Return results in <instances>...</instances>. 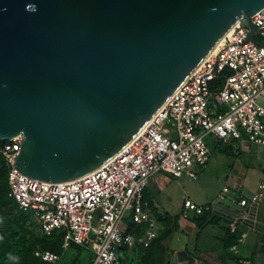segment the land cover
<instances>
[{"label": "water", "instance_id": "95a60500", "mask_svg": "<svg viewBox=\"0 0 264 264\" xmlns=\"http://www.w3.org/2000/svg\"><path fill=\"white\" fill-rule=\"evenodd\" d=\"M264 0H0V141L44 182L97 168ZM264 43V41L262 42Z\"/></svg>", "mask_w": 264, "mask_h": 264}, {"label": "built area", "instance_id": "2783aa9c", "mask_svg": "<svg viewBox=\"0 0 264 264\" xmlns=\"http://www.w3.org/2000/svg\"><path fill=\"white\" fill-rule=\"evenodd\" d=\"M255 30L237 21L218 46L187 76L148 120L144 128L115 155L84 175L64 182L31 178L15 165L22 135L0 141L7 165L8 195L29 211L40 231L61 232L64 245L90 252V264H131L127 254L147 249L158 236V224L143 199L156 173L195 179V168L209 158L207 139L264 146V8L250 17ZM264 183L246 195L239 187H224L216 201L199 205L186 198L181 215L189 218L231 192L245 207L261 201ZM143 224L139 234L126 232L125 219ZM229 229L234 230L233 223ZM239 237L230 247L235 252ZM34 256L56 262L59 255L34 247Z\"/></svg>", "mask_w": 264, "mask_h": 264}, {"label": "crops", "instance_id": "0c3cea01", "mask_svg": "<svg viewBox=\"0 0 264 264\" xmlns=\"http://www.w3.org/2000/svg\"><path fill=\"white\" fill-rule=\"evenodd\" d=\"M232 147L229 155L224 154L228 158L227 168L220 171L214 167L216 181H213V185L207 183L214 186L208 196L200 200L199 194L195 192L189 193L185 199L202 205L216 201L224 187H239L246 195L258 190V185L264 183V146L242 145L233 141ZM207 167L193 179H200L202 186L206 185L202 179L208 172ZM181 178L187 177L177 179ZM169 182L166 174L156 173L148 180L144 190L145 197L158 212L163 209L178 215L176 230L154 242L152 256L153 250L156 251L164 264H264V197L261 201L240 207L237 204L239 195L229 192L214 205L211 215L215 221L198 227L190 217H182V203L178 209H173L164 194ZM230 223L235 227L234 230L229 229L230 234L235 236L233 242L232 237L226 234ZM239 237L243 238V242L233 252L230 247Z\"/></svg>", "mask_w": 264, "mask_h": 264}, {"label": "trees", "instance_id": "16d2710c", "mask_svg": "<svg viewBox=\"0 0 264 264\" xmlns=\"http://www.w3.org/2000/svg\"><path fill=\"white\" fill-rule=\"evenodd\" d=\"M232 142L233 141L223 142L214 140L212 138L207 139V144L210 150L218 151L219 153L226 155H229L231 153V150L233 148ZM7 170L8 168L5 163V160L0 155V264H28L29 257L38 259L43 264L53 263L43 261L40 258L34 256L32 250L34 247H39L40 249L49 250L58 254L60 258L61 243L59 237L62 234L61 232L57 231H54L50 235L43 234L40 231L37 223L34 221L31 213L29 211H23L18 207L16 201L8 195ZM143 199L148 203V206L151 210V202L145 197L144 192ZM174 216H176L177 221L178 215ZM190 219H192L198 227H201L202 224L206 222L215 221V218L212 217V215L208 211H203L200 214L192 215ZM125 225L126 232L131 234H139L144 230L143 224H136L130 218L125 219ZM30 226L35 227L38 230L40 236H32L30 243L21 251L7 255L6 253H8L9 250L12 248V245L18 241L21 233L28 232L27 230ZM226 234L229 237H232L233 242L235 236L233 234H230L229 228L226 229ZM53 236H56L57 239L53 240ZM157 238L158 236L151 242L148 248H151V246H153L155 240H160H157ZM75 246L78 249H82L77 245ZM150 258L151 251H146L142 256L143 264H149Z\"/></svg>", "mask_w": 264, "mask_h": 264}, {"label": "rangeland", "instance_id": "374dc122", "mask_svg": "<svg viewBox=\"0 0 264 264\" xmlns=\"http://www.w3.org/2000/svg\"><path fill=\"white\" fill-rule=\"evenodd\" d=\"M209 165V167H207ZM228 165V158L222 153L218 151L210 150L208 161L200 168H195L197 175L202 173L204 169L207 167V174L203 177L202 180L206 183V185H201L200 179L193 180L191 178H172L168 176L170 182L166 186L164 190V194L167 196L168 201L171 203L174 210L178 209L183 203L186 196H189V193H198L199 199L204 200L209 192L213 189L214 186H209L207 183L213 185V181H216V171L214 167L219 168L220 171H224ZM222 190V189H221ZM220 194V193H219ZM151 207L153 208L152 204ZM152 212L154 218L158 224V239H164L168 236L173 230H176V216L170 214V212H166L161 209L158 212L157 208H153ZM159 217V218H158ZM124 228L126 225L124 222L120 225ZM28 232L21 233L20 238L17 242L12 245V248L9 250L8 254L15 253L21 251L24 247H26L30 241L32 236L38 235L40 236L38 230L35 227H29ZM53 240L57 239L56 236H53ZM60 243H61V252L60 258L53 263L47 264H90L91 254L86 249H78L74 244L68 243L66 246L64 245V240L62 235H60ZM156 241V240H155ZM152 247L147 249H138L131 252L127 257V261L132 264H143L142 256L146 251H151V258L149 264H164V260L160 258V255L153 250L152 256ZM10 259V255H9ZM28 264H43L38 259L30 258Z\"/></svg>", "mask_w": 264, "mask_h": 264}, {"label": "bare ground", "instance_id": "6f19581e", "mask_svg": "<svg viewBox=\"0 0 264 264\" xmlns=\"http://www.w3.org/2000/svg\"><path fill=\"white\" fill-rule=\"evenodd\" d=\"M231 28H232V27H231ZM231 28H230V29H231ZM230 29H229V30H230ZM229 30H228V31H229ZM228 31H227V32H228ZM222 37H223V36H222ZM222 37L216 42V44L212 47V49H211L210 52H213V51L216 49V47L218 46V44H219V42L221 41ZM210 52H209V53H210ZM162 106H163V104H162ZM162 106H161V107H162ZM144 126H145V125H144ZM144 126L141 128V130L144 128ZM141 130H140V131H141Z\"/></svg>", "mask_w": 264, "mask_h": 264}]
</instances>
